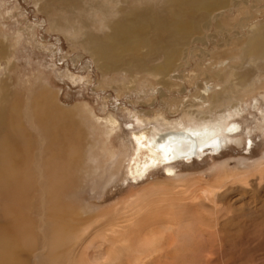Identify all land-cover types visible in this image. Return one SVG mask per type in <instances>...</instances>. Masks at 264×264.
Here are the masks:
<instances>
[{"label": "rangeland", "instance_id": "rangeland-1", "mask_svg": "<svg viewBox=\"0 0 264 264\" xmlns=\"http://www.w3.org/2000/svg\"><path fill=\"white\" fill-rule=\"evenodd\" d=\"M168 1L0 0V96L7 94L15 121L28 143L27 170L23 176L28 183L25 201L29 206L23 226L15 230L18 235L9 231L14 233L12 237L23 239L19 247L22 257L13 264L104 263L107 252L115 245L113 242L121 237L133 249L130 215L139 222L145 215L142 209L166 201L171 193L163 184L166 164L151 168L141 180L132 176L130 158L135 146L132 135L146 129L150 132L152 127L165 130L169 125L183 123L194 127L201 120L188 119V111L197 113L207 109L211 103L200 101L203 95L219 93L231 97L213 115L209 114L212 119L224 115L233 104L240 110L225 122L220 119L217 126H213L212 120L207 124V129L216 127L212 135L220 140L218 148L212 154L193 156L189 161L177 159L170 164L176 169L175 178L200 189L222 179L217 168L224 167L226 175L232 176L240 166L244 169L239 172L249 174L250 180L244 184L248 187L238 188L235 183L223 201L211 197L206 201V209L195 210L197 216L186 221L199 222L203 216L205 223L200 224L206 230L194 232L199 240L196 245L193 233L191 236L179 234L181 239L176 245L178 251L182 248L183 256L173 257L169 263L207 264L212 258L208 264H264V232H259L264 229V183L259 190L248 184L257 176L254 164L264 159V56L250 63L244 59L250 35L264 26V0H227L221 7L199 3L193 10H181ZM120 5L137 18L144 10L150 22L170 28L148 37L141 35L143 47L133 57L125 53L121 57L124 64L103 70L83 43L86 36L83 30L95 36L107 33V23L117 17L115 9ZM168 13H175L181 20L184 17L185 23L197 31L186 38L185 32L176 31L172 20L166 18ZM153 47L158 49L153 51ZM167 59L172 62L169 70L162 67ZM243 67L256 71L257 78L260 77L258 82L245 88H231V81L238 83L237 68L243 71ZM43 85L55 92L59 105L69 110L74 125L79 127L77 134L83 137L82 146L74 155L73 174L66 180L68 188L62 192V204L74 207L68 214L71 221L63 232L57 231L56 226L44 229L50 137L43 127L34 124L36 115L30 118L25 113L29 102L43 91ZM110 116L117 123L114 127L109 124L108 128L106 120ZM233 124L239 126L235 132L230 131ZM108 129L113 130L106 137ZM113 153L116 158L111 157ZM152 183L157 185L151 186ZM152 190H156V195ZM163 193H167L165 197ZM2 204L0 201V224L6 221ZM160 210L157 215H161ZM168 212L164 215L173 213ZM218 221L222 224V233L214 234ZM246 229L257 230V235L245 232ZM237 236L242 241L237 245L243 250L238 259L231 251ZM2 240L13 241L6 235L0 236ZM122 243L118 241L117 246L123 247ZM163 252L160 250V254ZM161 260L147 264H162L165 258ZM118 262L113 264H133V255Z\"/></svg>", "mask_w": 264, "mask_h": 264}, {"label": "bare ground", "instance_id": "bare-ground-1", "mask_svg": "<svg viewBox=\"0 0 264 264\" xmlns=\"http://www.w3.org/2000/svg\"><path fill=\"white\" fill-rule=\"evenodd\" d=\"M225 2H227V0L168 1L171 6L177 7L181 10H193L194 7L199 3L208 4L210 5V7H221L225 4ZM115 11L118 12L117 17L107 23V27L109 30L107 33L105 32L101 36H95L94 33H88L87 31L83 30L84 35H86L85 39L83 40V43L92 52V55L95 57L100 68L103 70H112L124 64L121 61V57L124 56L125 53H127L128 56L133 57V55H135V53L143 47L144 41L141 39V35L148 37V34H159L163 30H167L170 28V26H165V24L158 25L156 24V22H150L149 18L144 13V10L141 11V15H139V18H137L136 14H132L129 10H126V7L122 5L117 7ZM166 18L172 20V25L176 29V31H184L186 38H188L197 31V28L191 29V27L185 23L184 17L182 19V22V20L175 13H168ZM105 20H107V18H105ZM251 31L252 30H250V32ZM157 49L158 48L153 47V51H156ZM244 50V59L247 60L248 63H250L254 59L264 56V26L259 29H255L252 32L246 42ZM171 66L172 62L168 59L162 65V67L166 70H169ZM243 68V71H241L240 68H237L238 70L236 71L235 76L237 75L236 82L238 80V83H233V81H231V88H245V86L248 87L251 84L254 85L253 82H256V80L258 82V79L260 77L257 78L256 71H253V69L246 67ZM43 86V88L40 87L43 91L39 92V97H37L36 99H32V101L29 102V104L25 107V109H27L25 113L28 114L30 118H33V116L35 117L36 115V120L34 121V124L36 125V127H40L41 129L43 127L44 131L47 132L50 137L45 171L47 213L45 217L46 219L44 229L50 230L51 227L56 226L58 227L57 231L63 232V229H66L71 221L68 214L70 210L74 207L68 204H62L61 198L63 199L64 197V193L62 192H65L68 188L67 186H65V184L67 183L66 180L69 176H71V174H73L74 168L72 164L74 162V155L77 151H79L80 147L82 146L80 142L83 141V137L77 134L79 127L74 125L71 118L72 114L70 115L69 110H67V108L62 107V105H59V103L57 102L55 92L50 90L47 85ZM209 95L211 94H208L207 96ZM207 96L203 95V98L200 100L203 103H211V105L207 109L197 111V113H195L194 111H188L190 112L188 113V119L190 118V120H195V118L197 117V119L201 120L194 127H189V125H183V123L180 126H178V124L176 126L169 125V128H166L165 130H161L157 127H152L150 132H147V129L146 131H140L135 133L133 132L134 134L132 135V138L134 139L135 146L133 150V155L130 158V171L132 176L134 174V177H136L137 180H141L143 178H146L145 176L151 168L160 165V163L166 164V166L164 167L166 180L165 183L163 181V184L170 188L171 194L169 195V198H167L166 201L162 203H155L148 209H142V212H144L145 215L142 217L141 220H143L144 218V221L140 222V220L139 222H137L138 218L133 219V214L130 215V220L132 219V222H130L133 225V249L130 248L131 246L129 247L124 243L126 242V240L124 241L125 238H115L117 240L113 242L115 244L114 247L111 248L109 252H107V257L105 258L106 261L104 260V263L100 262L98 264H113L122 260L125 257H130L132 255L133 264H147L148 261H150V263L153 261L162 262V257L165 258L162 264H170L169 260L171 258L176 256H183L180 253L182 248H180L178 251L179 246L176 245L177 240H179L180 238L179 234L191 236L190 233H193V241L194 245H196L199 240L198 238L196 239L194 237V232H196L197 230H206V227H202L200 224L205 223V218L203 216L200 217L199 222L198 220L197 222L196 220H194V222L186 221L194 218L195 210H202L203 208L206 209V206H208L206 201L211 200V197H214L215 201L222 200L223 197L226 196L225 194L229 192L230 187L233 186L235 183L238 188L240 186L248 187L247 185L244 186V184H247L248 180H250L249 174L239 172L240 170L244 169L240 166L237 167V173L232 176L226 175L227 171L223 169L224 167L217 168L219 169L218 171L220 172L219 174L222 176V179L216 183L214 182V184H207V186L201 189L195 186H188L183 179H177V177L175 178L176 169L174 170V166L170 164L172 162H176L177 159H187L183 158V156L177 158H170L169 160L164 159V155L169 156L171 154L185 152L189 150H194V152L198 156L203 155L205 153L212 154L214 153V150L218 148L217 145H220V140L218 141L217 137L212 135L216 131V127H211L210 129H207V124L210 123L212 120V123L214 124L213 126H217V124H220L222 120L225 122V120L232 117L235 112L240 110V108L239 106H236V104H233L230 109L224 112V115L219 114L220 116L217 119H212V112L215 111L220 104H225L226 100L229 99L230 95L226 97L223 93H219L212 94L209 98ZM232 96H234L235 98V95ZM6 97L8 96L5 93L0 96V201L4 202V204H2L4 209H2L1 211L3 212V217L6 219L4 224H0V236H10V239H13V241L11 243L4 242L3 240L0 242V264H13L16 262L18 263V261L22 257V253L19 247L22 244L23 239H20L18 236H12L14 235L15 230L18 227L23 226L26 218L25 210L28 209L29 206V204L25 201V199L28 198L26 191L28 183L25 180V176H23V173L27 170L28 161L26 157L27 151H25V148L27 147L28 143L25 140V133L21 132L22 129L17 125L18 122L15 121L13 105H11L10 101ZM217 113L215 115H217ZM107 122L108 124L106 127L109 128V124L114 127V125L117 123V120L110 116L106 120V123ZM237 127H239L237 124H233L230 127V131L235 132L236 130H238ZM113 129H108L107 131H105L106 137L111 133ZM204 144H211L213 147L202 149V145ZM111 157L116 158V154L113 153ZM262 166H264V159H261L254 164V169L257 176L256 178H254V180H251L248 183L249 185L258 190L261 189V184L264 183V168H262ZM155 184L157 185V183H152L151 186L155 187ZM192 184L194 183H191V185ZM223 190H225L226 192H224ZM152 191H155L156 195V190ZM166 194L163 193L164 197ZM126 201H128V199L125 200V203ZM162 207H165V209H163ZM166 208H169L168 211H173V213L164 215L165 213H169L168 211H165ZM160 209H162V212H160L161 215H157L159 211H161ZM216 218L220 221L219 215H217ZM219 221L217 223L216 229H214V234L222 233V224ZM9 231H12L14 233H10ZM244 231L248 232L249 234H254V236L257 235L255 234L257 230L246 229ZM26 232L28 231L26 230ZM46 232L49 233L48 230ZM259 232H264V229L260 230ZM248 233H245V236H249V238L252 239V236H250ZM15 234L18 235L17 233ZM118 237L120 236L118 235ZM235 239L231 251L233 252L232 255L236 259H238V257L242 254L243 250L237 245V243H241L242 241H240L238 236L235 237ZM57 241H54L52 243L56 242L57 244ZM118 241L123 242L121 244L123 247L117 246ZM110 242L111 241H109V243ZM127 242L129 241L127 240ZM245 246L246 244L244 245V247ZM202 249L204 248L202 247ZM160 250H164V252L160 254ZM51 252L52 251H50V253ZM213 253L215 252L213 251L212 254ZM45 255L47 254L45 253ZM66 257L69 256L67 255ZM179 260L180 259H178V261ZM187 260L188 259H186V261ZM210 262H212V258L209 259L208 263Z\"/></svg>", "mask_w": 264, "mask_h": 264}, {"label": "water", "instance_id": "water-1", "mask_svg": "<svg viewBox=\"0 0 264 264\" xmlns=\"http://www.w3.org/2000/svg\"><path fill=\"white\" fill-rule=\"evenodd\" d=\"M209 147H213V146L211 144L202 145V149L203 148H209ZM180 156H183V158H185V159H190L191 157L198 156V155L194 152V150H189V151H185V152H179V153L171 154L169 156H165L164 155V159L165 160H169L170 158H175V157L177 158V157H180Z\"/></svg>", "mask_w": 264, "mask_h": 264}]
</instances>
